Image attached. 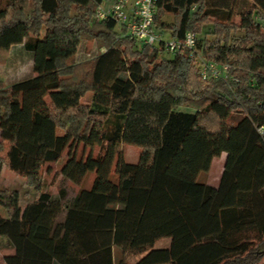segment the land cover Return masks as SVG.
<instances>
[{"label": "trees", "instance_id": "obj_1", "mask_svg": "<svg viewBox=\"0 0 264 264\" xmlns=\"http://www.w3.org/2000/svg\"><path fill=\"white\" fill-rule=\"evenodd\" d=\"M103 1L0 8V53L22 45L32 73L9 85L0 77V172L36 191L23 209L17 192L0 191V238L13 250L2 264H262L264 0H157L154 29L164 39L193 33L192 56L96 20ZM88 39L97 52L78 62ZM198 58L229 71L202 80ZM78 144L98 153L79 158ZM120 145L141 149L136 164ZM67 149L64 179L95 174L69 202L40 182ZM222 153L218 185L199 183Z\"/></svg>", "mask_w": 264, "mask_h": 264}, {"label": "rangeland", "instance_id": "obj_2", "mask_svg": "<svg viewBox=\"0 0 264 264\" xmlns=\"http://www.w3.org/2000/svg\"><path fill=\"white\" fill-rule=\"evenodd\" d=\"M7 0H0V8L6 6ZM235 20H237L235 18ZM209 28V26L206 27ZM167 38V37H166ZM34 39L31 37L26 39V44L32 43ZM103 52L104 50H100ZM97 52V44L94 40H85L80 45L77 54V61L81 62L84 60L91 59L95 56ZM30 60L27 53L24 50L19 53V50H12L10 55L5 53H0V77L4 80L5 84L14 83L26 79L31 73ZM185 110V109H182ZM76 155L81 158H85L87 155L92 153L94 156L98 153V148L90 149L84 147L82 144H78L76 147ZM68 149L65 150L61 160L56 164L46 165L41 170V190L51 194L52 196H57L60 190H64L66 197L64 201L69 202L75 194L80 190H88L92 184V180L95 177L94 173H89L80 185H74L67 181L61 176V168L63 163L66 161L68 156ZM117 153L121 155L124 162L127 164H136L141 153L139 147H134L130 145H120L117 148ZM1 156L4 155L0 153ZM225 154L222 153L219 157L213 159L212 166L207 173L199 175V183H211L215 184L219 182L223 165L225 163ZM111 180L116 179V175L112 174L110 176ZM0 191H5L7 193L17 192L19 195V205L23 209L27 204L31 203L35 197L36 191L30 185H28L25 178L18 176L7 169L6 166H2L0 172ZM0 212L2 210L0 209ZM168 244L167 239L159 240L156 244V248L165 247ZM13 254V250L8 247L5 239L0 238V264L3 263L4 257ZM139 258H130L129 264H134ZM264 264V262H262Z\"/></svg>", "mask_w": 264, "mask_h": 264}, {"label": "built area", "instance_id": "obj_3", "mask_svg": "<svg viewBox=\"0 0 264 264\" xmlns=\"http://www.w3.org/2000/svg\"><path fill=\"white\" fill-rule=\"evenodd\" d=\"M157 0H104L94 12L98 21L113 20L120 31L136 43L154 46L163 45L169 53L190 52L196 47V38L193 33L187 32L181 39H164L153 27ZM197 60V70L202 80L226 76L229 67L211 62Z\"/></svg>", "mask_w": 264, "mask_h": 264}, {"label": "crops", "instance_id": "obj_4", "mask_svg": "<svg viewBox=\"0 0 264 264\" xmlns=\"http://www.w3.org/2000/svg\"><path fill=\"white\" fill-rule=\"evenodd\" d=\"M17 48V50H19V53L21 52V50L23 51L24 49L22 48V45H19V46H17L16 47ZM24 53H29L28 51H25L24 50ZM29 66H30V68H31V62H30V64H29ZM7 84V83H6ZM11 84V83H10ZM8 85V84H7ZM212 163H213V161H212ZM211 166H212V164H211ZM205 184H207V185H210V186H212V187H216L217 185H218V181L215 183V184H211V183H206L205 182Z\"/></svg>", "mask_w": 264, "mask_h": 264}]
</instances>
